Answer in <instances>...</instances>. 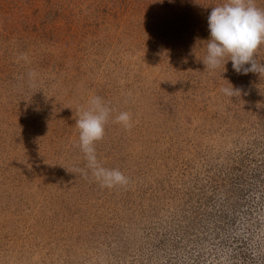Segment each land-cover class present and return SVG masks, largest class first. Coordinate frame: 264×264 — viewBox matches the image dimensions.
Returning <instances> with one entry per match:
<instances>
[{
    "label": "rangeland",
    "instance_id": "1",
    "mask_svg": "<svg viewBox=\"0 0 264 264\" xmlns=\"http://www.w3.org/2000/svg\"><path fill=\"white\" fill-rule=\"evenodd\" d=\"M223 2L0 0V264H264V74L202 63ZM93 96L126 185L77 146Z\"/></svg>",
    "mask_w": 264,
    "mask_h": 264
},
{
    "label": "clouds",
    "instance_id": "2",
    "mask_svg": "<svg viewBox=\"0 0 264 264\" xmlns=\"http://www.w3.org/2000/svg\"><path fill=\"white\" fill-rule=\"evenodd\" d=\"M207 24L209 39L206 56L202 61L205 68L215 70L223 65L225 71V64L231 61L232 68L237 73L264 74V63L257 62L255 58L260 46L264 45V10L256 6L255 0H224L211 7ZM229 85L230 87L221 89L225 95L232 97L240 94L239 89ZM110 114L111 109L104 100L93 96L86 108L78 110L75 121L79 130L77 146L84 154L87 167L101 186L108 188L128 183L127 177L119 169L105 168L97 158L95 145L104 138ZM115 122L126 129L132 127L131 115L126 111L120 112L115 117ZM79 171L87 177V173Z\"/></svg>",
    "mask_w": 264,
    "mask_h": 264
}]
</instances>
